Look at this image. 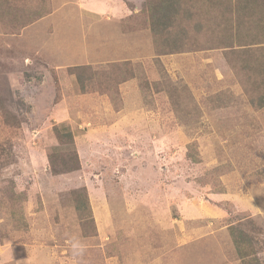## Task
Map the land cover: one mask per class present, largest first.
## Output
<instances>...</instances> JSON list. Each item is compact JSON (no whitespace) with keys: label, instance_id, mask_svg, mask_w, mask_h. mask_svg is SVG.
I'll list each match as a JSON object with an SVG mask.
<instances>
[{"label":"rangeland","instance_id":"374dc122","mask_svg":"<svg viewBox=\"0 0 264 264\" xmlns=\"http://www.w3.org/2000/svg\"><path fill=\"white\" fill-rule=\"evenodd\" d=\"M236 1L264 24V0ZM141 3L0 0V264H264V105L251 99L264 97V36L248 64L234 48L233 73L211 56L155 58L144 39L134 58L129 39L107 47L116 23L83 8ZM182 5L203 18L208 4ZM75 65H89L84 89ZM49 154L55 170L77 167L54 173ZM231 225L250 239L240 254Z\"/></svg>","mask_w":264,"mask_h":264},{"label":"crops","instance_id":"0c3cea01","mask_svg":"<svg viewBox=\"0 0 264 264\" xmlns=\"http://www.w3.org/2000/svg\"><path fill=\"white\" fill-rule=\"evenodd\" d=\"M197 1H204L205 4L209 5L203 6V8H205V15L203 18L201 16V18H199L198 14L193 16L191 10L185 8V5H182V3L187 2V0H142V5L134 8L133 11L128 9L127 12L124 13L121 12L122 6L118 5L121 9L118 7L113 15L111 14L114 5L112 8L108 6L109 9H107L106 6H103L101 11L94 9V7H90L89 5L86 7L83 6V8H86L92 13L101 12L103 15L97 14L96 18L103 22V27L106 25L104 22L116 23L114 26H116L119 31H113V24L108 25V29L112 27L111 32L106 30L110 33L107 35L106 39L110 43V46H107L108 48L111 47L112 44L124 43L125 40L129 39L130 42H128L133 43V47L130 49L134 52L133 57L139 58L142 56V54L137 53L142 52L140 40L144 39L146 49L148 48L150 55H155V58L179 56L181 54H195L204 57L211 56L218 63L220 70L227 67L233 73V66L237 61H234L233 55L231 54L234 52V48H243L246 45L247 48H252L253 42L255 40L260 41V38L263 37L261 31H263L264 28L255 27L253 24L242 22L248 20V17L240 12L236 0H234L235 4H232V1L230 0ZM80 5L83 4L80 3ZM142 10H146L143 20L147 25L143 24V26L139 28H136L133 25V30L123 32L120 23L122 18L131 14L136 15ZM106 11L109 12V15H111L110 17H106ZM57 13L58 10L53 14L56 15ZM115 13H118L117 18H115ZM179 14L181 16L182 24L181 28L177 29V25L174 26V23H176V18ZM87 16L88 15H86V17ZM191 17L193 18L188 21V18ZM219 17L223 19V22H214ZM211 18H213V23L211 22ZM114 19H116V22H114ZM237 20L240 21L242 26L240 29V32L244 35L242 39L236 34V28H238L236 23ZM213 32H219V37H210L213 35ZM195 37H198L200 42H196L194 40ZM237 39L241 41H238ZM116 40H119V42H116ZM206 40H215L218 43L207 46L204 44V41ZM175 41L179 43L177 46L172 44V42ZM126 49L127 48H125L124 45L122 48H116L115 51L126 52ZM226 60H229V62H226Z\"/></svg>","mask_w":264,"mask_h":264},{"label":"trees","instance_id":"16d2710c","mask_svg":"<svg viewBox=\"0 0 264 264\" xmlns=\"http://www.w3.org/2000/svg\"><path fill=\"white\" fill-rule=\"evenodd\" d=\"M244 15H247L248 20H244L242 22H247L248 24H252L251 23V16L248 15V14H244ZM259 27L264 28V24L260 25ZM261 33L264 36V30L261 31ZM262 47L263 46H260L259 41L255 40L253 42L252 48L251 47H248V48L245 49L246 58H247V64L249 63V60L252 58V56L256 54L253 48L261 49ZM251 49H253V52L251 51ZM261 54H262V52H260V55ZM114 66H117V65L115 64ZM88 68H89V65H75V66L69 67V72L71 74L75 75V78H76L77 82L79 83L81 89H84V77L88 73ZM122 71H126V70H122ZM256 74H257V76H258V74H261L264 77V70H262V71L259 70ZM130 75H132V74L130 73V74H127V75H123L122 78H121L122 81H124L125 79H128L130 77ZM261 97L262 96H259L257 94L256 97L251 98V99L256 100V102L254 101L253 104L256 107H258V108H261L264 105V101H263V98L264 97L263 98H261ZM65 137H67L68 141L69 140H70V142L72 141V139H71V133L70 132L66 133L65 134ZM55 156H56L55 154L54 155L49 154V156H48L49 162L51 163V166H52V169H53V172L54 173H57L59 171H61V172L71 171V170H73V169H75L77 167L78 161H77V159H75L76 160L75 166H73V167L72 166H68V167L61 168L60 170H55L54 169V166L52 165L53 161L56 160L55 159L56 158ZM76 200H78V202H79V205L77 206L78 208H80L81 206H83V209L84 210L89 209L88 202H87V199L86 198L84 200L79 195ZM229 235L232 238L233 245L236 247V249H238L239 254L242 252V249H243L242 248V245H244L246 242H247V244L250 242L249 241L250 239H249L248 235L246 233H244L241 229H239L236 225H231L229 227Z\"/></svg>","mask_w":264,"mask_h":264},{"label":"clouds","instance_id":"9594fccd","mask_svg":"<svg viewBox=\"0 0 264 264\" xmlns=\"http://www.w3.org/2000/svg\"><path fill=\"white\" fill-rule=\"evenodd\" d=\"M71 253L74 258H82L86 252V245L77 237H71L68 239Z\"/></svg>","mask_w":264,"mask_h":264}]
</instances>
